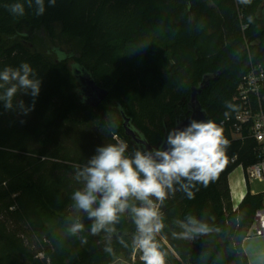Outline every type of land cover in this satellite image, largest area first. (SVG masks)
I'll return each mask as SVG.
<instances>
[{"label":"trees","instance_id":"16d2710c","mask_svg":"<svg viewBox=\"0 0 264 264\" xmlns=\"http://www.w3.org/2000/svg\"><path fill=\"white\" fill-rule=\"evenodd\" d=\"M17 2L25 0H0V70L27 62L41 90L27 115L31 96L17 93L11 109L0 99V264H145L134 243L138 233L130 210L109 226L114 231L92 234L94 221L71 199L83 187L72 165L87 161L71 159L51 144L55 135L76 126L94 128L116 143L114 136L123 135L122 111L157 145L187 115L191 88L205 75L215 78L197 100L207 119L223 124L229 163L207 188L189 186L193 199L174 186L160 205L164 227L154 239L164 264H249L242 243L264 202L260 192L247 189L235 207L228 175L257 160L254 138L246 129L234 137L232 123L243 107L235 98L243 75L251 65L264 67V19H256L264 0H57L54 7L45 0L42 16L26 3L23 16L13 15L9 6ZM73 65L108 90L97 107L83 103ZM124 139L126 155L142 149ZM130 203L140 206L134 199ZM189 217L207 231L183 227ZM76 222L84 228L71 234Z\"/></svg>","mask_w":264,"mask_h":264},{"label":"clouds","instance_id":"9594fccd","mask_svg":"<svg viewBox=\"0 0 264 264\" xmlns=\"http://www.w3.org/2000/svg\"><path fill=\"white\" fill-rule=\"evenodd\" d=\"M25 3L28 8L35 6L36 16H42L46 11L45 0L17 2L9 6V11L15 16H23ZM56 3L57 0H47L48 7H54ZM0 89H5L0 99L5 101L7 109L13 107L12 100L17 93L31 96V106L24 109L27 115L35 107L41 80L31 65L23 62L18 67L7 66L0 70ZM20 104L24 106L23 99ZM224 115L228 119L229 114ZM165 143L166 148L137 149L133 156H128V144L121 139L98 146L83 167L72 165L74 179L83 181V187L74 191L71 199L76 208L94 221L92 234L101 230L114 231L109 226L119 221L120 214L130 210L138 233L134 243L143 252L141 259L145 264H164V254L154 235L164 227L159 208L169 192H174V186L179 185L188 198L193 199L195 193L188 190L189 186L199 183L207 188L229 163L230 141L224 135L223 124L212 119L192 118L186 127L171 128ZM133 199L139 201L140 206L130 203ZM188 220L189 224L181 223L189 231H207L206 226H197L194 217ZM83 228V224L76 222L69 231L77 234Z\"/></svg>","mask_w":264,"mask_h":264},{"label":"built area","instance_id":"2783aa9c","mask_svg":"<svg viewBox=\"0 0 264 264\" xmlns=\"http://www.w3.org/2000/svg\"><path fill=\"white\" fill-rule=\"evenodd\" d=\"M262 93H264V67L260 64H254L243 75L237 86L235 98L241 101L243 107L235 115L232 123V135L234 137L239 136L242 130L246 129L258 145L257 160L245 169L238 166L242 168V180L246 186L252 180L264 183V108L261 107ZM260 193L262 202H264V191ZM249 234L264 235V205L255 211Z\"/></svg>","mask_w":264,"mask_h":264},{"label":"water","instance_id":"95a60500","mask_svg":"<svg viewBox=\"0 0 264 264\" xmlns=\"http://www.w3.org/2000/svg\"><path fill=\"white\" fill-rule=\"evenodd\" d=\"M256 19H264V6L260 7L256 13ZM62 58L64 57L62 54L58 53ZM72 74L75 80L80 85V95L82 96V101L88 106L97 107L107 96L108 90L104 87H101L96 84L93 78H91L90 74L85 71L83 68L73 65L72 66ZM215 78L212 75H205L199 82L197 86L191 88L190 97L187 102V115L182 119H178L175 121L174 127L183 128L188 125L190 119L194 118L197 120H207L206 113L202 109L201 105L197 100V95L202 92L204 87L207 85L210 79ZM122 117V126H123V135L118 134L116 136L117 140H124V136H129L134 142L140 145L142 149H154V148H166L167 145L165 143L168 132L164 135L161 142L157 145L149 144L143 135L135 130L134 127L130 124V119L120 111ZM119 233L110 234V236H115Z\"/></svg>","mask_w":264,"mask_h":264},{"label":"rangeland","instance_id":"374dc122","mask_svg":"<svg viewBox=\"0 0 264 264\" xmlns=\"http://www.w3.org/2000/svg\"><path fill=\"white\" fill-rule=\"evenodd\" d=\"M62 51L64 52L65 50L63 49ZM55 56L56 54H52V58H55ZM70 62L71 60H68L66 64H69ZM79 137L80 139H78ZM86 138H88L89 140H93L94 144L91 143V146H88V144L80 141L81 139ZM54 139V143L51 144L54 145L53 148H60V150H62L60 152L67 151L71 159H79V156H81L83 157L84 161H88L95 154L94 151H96V148L98 146L110 144V141L102 137L94 128L88 129V127L84 128V126L70 127L65 135L57 134L54 136ZM76 139L77 141H80L78 144L74 143ZM114 139H116V136H114ZM27 147L35 146L34 143L28 142ZM91 147H94L95 149ZM44 149H46V151L52 150V147H46ZM230 174L231 176L236 174L238 175L239 179H241L243 177L242 168L236 167ZM230 179L231 182H233L235 180V177H231ZM242 187L244 188V190L248 189L251 193H259L261 191H264V183H261L257 180L250 181L247 186H244L243 184ZM242 246L245 254L247 255L249 264H264V235L249 234L243 240ZM141 253L143 255L142 251ZM120 263L121 261H117L114 264Z\"/></svg>","mask_w":264,"mask_h":264},{"label":"crops","instance_id":"0c3cea01","mask_svg":"<svg viewBox=\"0 0 264 264\" xmlns=\"http://www.w3.org/2000/svg\"><path fill=\"white\" fill-rule=\"evenodd\" d=\"M231 177H235V180H236L237 176H236V174H234L232 176H231V174L228 175V184H229L231 201H232L233 205L236 206L241 201V199L244 196V194L246 193V190H244V188L242 187L243 184L245 186V183H243L242 178L239 179L238 195L234 197V195H233V188H232L231 179H230Z\"/></svg>","mask_w":264,"mask_h":264},{"label":"bare ground","instance_id":"6f19581e","mask_svg":"<svg viewBox=\"0 0 264 264\" xmlns=\"http://www.w3.org/2000/svg\"><path fill=\"white\" fill-rule=\"evenodd\" d=\"M236 176H237L236 180L231 182L234 197L238 195V189H239V177H238V175H236Z\"/></svg>","mask_w":264,"mask_h":264},{"label":"flooded vegetation","instance_id":"af4514ba","mask_svg":"<svg viewBox=\"0 0 264 264\" xmlns=\"http://www.w3.org/2000/svg\"><path fill=\"white\" fill-rule=\"evenodd\" d=\"M129 137V136H128Z\"/></svg>","mask_w":264,"mask_h":264}]
</instances>
